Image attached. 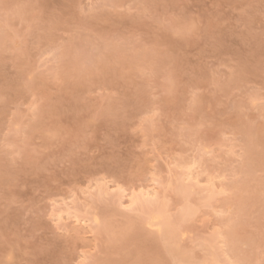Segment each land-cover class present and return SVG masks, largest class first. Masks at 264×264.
Segmentation results:
<instances>
[{
  "label": "rangeland",
  "instance_id": "1",
  "mask_svg": "<svg viewBox=\"0 0 264 264\" xmlns=\"http://www.w3.org/2000/svg\"><path fill=\"white\" fill-rule=\"evenodd\" d=\"M213 255L264 264V0H0V264Z\"/></svg>",
  "mask_w": 264,
  "mask_h": 264
},
{
  "label": "bare ground",
  "instance_id": "2",
  "mask_svg": "<svg viewBox=\"0 0 264 264\" xmlns=\"http://www.w3.org/2000/svg\"><path fill=\"white\" fill-rule=\"evenodd\" d=\"M186 161V160H185ZM196 162V161H195ZM191 163V162H190ZM193 163V162H192ZM196 164V163H195ZM187 165V164H186ZM190 165H192V164H190ZM183 166V165H182ZM197 167V166H196ZM195 168V167H194ZM187 169L188 170H186L187 172L184 174V180H187V181H189V184H188V186L185 188V189H183V190H181V192H183V193H188V191H189V188L191 187V188H194L193 186H196L197 184H200L199 182V180H198V174H196V175H194L193 174V171L191 170V167H187ZM196 169V168H195ZM197 171V170H196ZM194 173H195V171H194ZM178 176H179V174H178ZM175 179V178H174ZM206 179V178H205ZM208 179V178H207ZM206 179V180H207ZM209 180V179H208ZM205 181V180H204ZM210 181V180H209ZM170 182H171V180H170ZM177 182H180V181H178L177 180ZM182 183H183V179H182ZM185 183H186V181H185ZM168 184H170L169 182H168ZM172 184V183H171ZM179 185L181 184V183H178ZM166 185V184H165ZM178 185V186H179ZM187 185V184H186ZM176 185H174V189H179V188H181V186L180 187H178V186H176ZM183 186V185H182ZM214 186V185H213ZM189 187V188H188ZM207 187V186H206ZM173 188V187H172ZM183 188V187H182ZM211 188V187H210ZM209 188V189H210ZM119 189V188H118ZM176 189V194H178L177 192H178V190ZM119 190H121V189H119ZM152 190H154V189H152ZM187 190V191H186ZM108 191V190H107ZM150 191V190H149ZM191 191V190H190ZM193 191V190H192ZM203 191V190H202ZM211 191H213V190H210V192L208 193V194H211ZM119 192H121V191H119ZM156 191H154V193H151V192H147V193H143V194H146L148 197V199H147V201H146V199L143 197V194H141L142 195V197H143V199H145V201H146V203H149L148 202V200H150L149 199V196H153L152 198H156L157 196H155L156 195V193H155ZM101 193V192H100ZM159 193V192H158ZM163 193V192H162ZM173 193V192H172ZM175 193V192H174ZM180 193V192H179ZM203 193V192H202ZM191 194V193H190ZM215 194V193H214ZM98 195H99V192H98ZM102 195V194H101ZM125 195V194H124ZM140 195V196H141ZM163 195V194H162ZM212 195V194H211ZM117 196V195H116ZM145 196V195H144ZM207 196H209V195H207ZM102 197V196H101ZM141 197V198H142ZM127 198H128V196H127ZM169 198V197H168ZM178 198V197H177ZM180 198V197H179ZM122 199V198H121ZM120 199V200H121ZM158 199V198H157ZM138 200V202L140 201L139 199H138V197L136 196V197H132V196H129V201H130V204L131 203H134L135 204V202ZM166 200V199H165ZM180 200V199H179ZM122 201V200H121ZM120 201V202H121ZM142 201V200H141ZM144 201V202H145ZM151 201V200H150ZM155 201H157L156 199H155ZM184 201V200H183ZM183 201H180V202H182L183 203ZM193 201V200H192ZM143 202V201H142ZM141 202V203H142ZM179 202V203H180ZM140 203V202H139ZM151 203V202H150ZM154 202H153V200H152V203L151 204H153ZM134 204H131V205H134ZM155 205L157 204V203H154ZM187 203L185 202L184 203V209H183V215H189L190 216V214L194 211V208H193V206L192 205H190V204H187ZM192 204V203H191ZM171 205V204H170ZM186 205V206H185ZM144 206V205H143ZM183 206V205H182ZM153 207V206H152ZM151 207V208H152ZM171 207V206H170ZM180 207V206H179ZM69 208H71V207H69ZM148 208V207H147ZM72 209V208H71ZM153 209V208H152ZM148 210H151V209H149L148 208ZM169 210V209H168ZM168 210H166L165 209V206L164 205H160L159 203H158V205H156V207L152 210V211H148L149 213H148V218H146L147 220H146V223L148 224V225H150L151 227H156V229L158 230V231H163V230H165L166 229V231H163V232H165L166 234L167 233H169V236H170V234H172L173 236H174V233H175V222H173V221H171V219H172V217H171V219L170 218H167V212H168ZM71 211V210H70ZM73 211V210H72ZM77 211H78V209H77ZM144 211V210H143ZM79 212V211H78ZM85 212H86V210H85ZM88 212H90L89 210H88ZM92 212V211H91ZM90 212V213H91ZM169 212H171V211H169ZM168 212V213H169ZM69 213V212H68ZM72 212H70V214H71ZM90 215V214H89ZM89 215H88V217H89ZM99 215V214H98ZM146 215V214H145ZM74 216V215H73ZM76 216V215H75ZM90 216H93V215H90ZM78 217V216H77ZM76 217V218H77ZM99 217V216H98ZM91 218V217H90ZM92 218H94L93 220L94 221H98V218H97V216H95V217H92ZM177 218V217H176ZM175 218V219H176ZM79 219H81V218H79ZM78 219V220H79ZM89 219V218H88ZM180 219V218H179ZM174 220V219H173ZM178 220V219H177ZM90 221H91V219H90ZM100 222V221H99ZM93 223V222H92ZM177 224V223H176ZM97 225V224H96ZM164 228V229H163ZM160 232V233H163V232ZM177 232H179L178 230H176ZM159 233V234H160ZM165 233H163V234H165ZM231 235H232V233H230ZM168 236V234H167V237H169ZM226 236H228V235H226ZM163 237H165L166 238V236H164L163 235ZM170 237H172V236H170ZM169 237V238H170ZM179 237V236H178ZM217 237V236H216ZM222 237V236H221ZM220 237V238H221ZM164 238V239H165ZM174 238V237H173ZM219 238V239H220ZM171 239V238H170ZM216 239V238H215ZM223 238H221L218 242H221V241H223L222 240ZM224 239H226V237L224 238ZM166 240H169V239H166ZM207 240V239H206ZM227 240H228V238H227ZM231 240V239H230ZM216 241V242H217ZM205 242V241H204ZM212 242H214L215 243V241H212ZM166 243V242H165ZM214 243H212V244H214ZM227 244V243H226ZM181 245V244H180ZM221 246V245H220ZM167 247V246H166ZM208 247V246H207ZM224 247V246H223ZM178 248V247H177ZM181 248V247H180ZM212 248V247H211ZM175 249H176V247H175ZM214 249H215V247H214ZM224 249V248H223ZM172 250H174V249H172ZM182 250V249H181ZM181 250H177L176 252H177V254L179 255V257L181 258V259H183L184 258V256H186L185 254H186V252H184L185 250H184V248H183V250L181 251ZM206 250V249H205ZM211 250H213V249H211ZM217 251V250H216ZM176 252H174V253H176ZM211 252H213V251H211ZM210 252V253H211ZM222 252H224V251H222ZM185 253V254H184ZM226 253V251L224 252V254ZM212 254H214V255H216L215 253H212ZM218 254H219V252H218ZM228 254V253H227ZM226 254V255H227ZM207 255V254H206ZM213 255V256H214ZM209 256V255H208ZM210 256H211V254H210ZM217 256V255H216ZM187 257V256H186ZM185 257V259H187ZM222 257V256H221ZM176 258V257H175ZM214 258H216L215 256L214 257H211L210 259L212 260L211 262H213V264H216L217 262H218V259L220 258H216V259H214ZM207 259V258H206ZM205 259V260H206ZM231 259V258H230ZM239 258H237V260H238ZM205 260H203L204 261V263H206V261ZM208 260H209V257H208ZM232 260V259H231ZM185 261V260H184ZM183 261V262H184ZM189 262V261H188ZM192 262V261H191ZM190 262V263H191ZM221 263H222V260L220 261ZM225 261H223V263H224ZM193 263V262H192ZM208 263V262H207ZM222 263V264H223ZM227 263H229V262H227ZM234 263V262H233ZM199 264H201V262H199ZM211 264V263H210ZM219 264V263H218ZM230 264V263H229ZM235 264V263H234Z\"/></svg>",
  "mask_w": 264,
  "mask_h": 264
},
{
  "label": "snow or ice",
  "instance_id": "3",
  "mask_svg": "<svg viewBox=\"0 0 264 264\" xmlns=\"http://www.w3.org/2000/svg\"><path fill=\"white\" fill-rule=\"evenodd\" d=\"M131 207V205H129V208Z\"/></svg>",
  "mask_w": 264,
  "mask_h": 264
}]
</instances>
